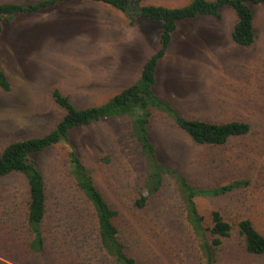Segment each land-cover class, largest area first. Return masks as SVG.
Listing matches in <instances>:
<instances>
[{
  "label": "rangeland",
  "instance_id": "obj_1",
  "mask_svg": "<svg viewBox=\"0 0 264 264\" xmlns=\"http://www.w3.org/2000/svg\"><path fill=\"white\" fill-rule=\"evenodd\" d=\"M143 1L167 7L191 2ZM250 6L256 33L250 46L232 40L237 15L230 6L222 9L220 19L201 15L178 22L154 86L186 118L245 121L250 132L224 145L197 144L155 108L148 125L158 158L191 184L249 181L225 195L196 199L206 226H212L215 209L233 226L212 264H264V254L246 250L239 228L248 218L264 235V3ZM160 33V21L139 18L132 24L121 10L93 1L61 2L4 20L0 63L11 90L0 87V154L14 141L43 136L56 127L66 110L54 100L55 88L76 107L87 108L107 103L136 82L141 66L158 47ZM132 123L129 116H116L69 132L89 174L118 211L121 240L145 264H207L174 177L167 175L144 207L136 205L145 192L147 161L131 134ZM70 150L68 143L60 142L31 154L47 192L42 252L30 246L27 177L18 172L0 177V264H117L101 244L93 205L71 174Z\"/></svg>",
  "mask_w": 264,
  "mask_h": 264
},
{
  "label": "trees",
  "instance_id": "obj_2",
  "mask_svg": "<svg viewBox=\"0 0 264 264\" xmlns=\"http://www.w3.org/2000/svg\"><path fill=\"white\" fill-rule=\"evenodd\" d=\"M66 1L85 0H41L28 5L12 2L0 3V39L4 20H11L19 13H37L41 9ZM88 1L105 3L121 10L128 16L132 24L136 23L139 18L160 21L159 44L157 50L143 64L140 78L103 105L78 108L71 102L69 96L55 88L52 91L53 98L66 110L56 127L43 136L14 141L3 149L0 154V177L14 172L23 173L27 177L29 185L28 224L33 235L30 246L35 252H42L45 248L46 239L43 224L48 209L44 175L35 164L31 154L65 142L71 146L69 152L71 174L95 209L98 234L103 248L117 264H145L128 252L127 246L120 238V230L115 221L118 211L111 207L96 185L69 137L70 130L75 127L125 115L132 119L131 134L140 144L147 161L145 192L136 199V205L144 207L149 199L162 189L165 177L167 175L174 177L182 196L187 222L199 238L204 259L207 264H212L216 259L217 248L221 245L222 238L231 234L233 226L218 209L211 213L212 226H206L205 218L198 209L196 199L225 195L248 186L249 181L238 179L214 187H198L191 184L176 169L165 166L158 158L157 147L150 137L148 125L152 109L167 113L181 129L190 135L194 142L202 145H224L232 137L248 134L251 125L238 120L219 123L186 118L154 91L156 71L161 60L167 54L178 22L201 15H211L220 19L222 9L226 6L234 8L237 15L231 32L232 40L239 45H252L255 42L256 34L255 15L250 3L259 4L264 0H191L189 4L181 7L144 4L143 0ZM0 87L6 91L11 90V83L1 63ZM239 228L245 237L246 250L254 255L264 254V235L256 229L253 222L248 218L243 219L239 222ZM208 231L211 238L208 237Z\"/></svg>",
  "mask_w": 264,
  "mask_h": 264
},
{
  "label": "crops",
  "instance_id": "obj_3",
  "mask_svg": "<svg viewBox=\"0 0 264 264\" xmlns=\"http://www.w3.org/2000/svg\"><path fill=\"white\" fill-rule=\"evenodd\" d=\"M85 1L89 2L88 0H85ZM93 2H94V1H93ZM263 3H264V2H263ZM236 20H237V19H236ZM235 23H236V22H235ZM254 24H255V19H254ZM234 25H235V24H234ZM233 28H234V27H233ZM232 30H233V29H232ZM231 32H232V31H231ZM255 34H256V33H255ZM157 48H158V47H157ZM156 50H157V49H156ZM156 50H155V51H156ZM155 51H154V52H155ZM154 52H153V53H154ZM153 53H152V54H153ZM152 54H151V55H152ZM151 55H150V56H151ZM141 70H142V66H141ZM140 74H141V71H140ZM129 86H130V85H129ZM124 89H125V88H124Z\"/></svg>",
  "mask_w": 264,
  "mask_h": 264
}]
</instances>
